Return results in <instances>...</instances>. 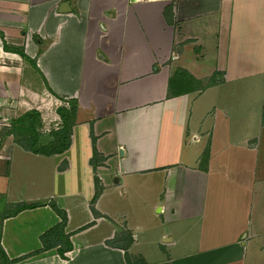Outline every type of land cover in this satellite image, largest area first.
Instances as JSON below:
<instances>
[{"label": "crops", "instance_id": "1", "mask_svg": "<svg viewBox=\"0 0 264 264\" xmlns=\"http://www.w3.org/2000/svg\"><path fill=\"white\" fill-rule=\"evenodd\" d=\"M0 32L10 261L264 264V0H0ZM64 100L78 104L66 152L3 145L20 116L36 111L42 126ZM34 159L52 163L46 193L28 171ZM132 199L153 205L159 235L128 213ZM19 204L36 207L15 214ZM54 205L73 249L33 255L62 222Z\"/></svg>", "mask_w": 264, "mask_h": 264}, {"label": "trees", "instance_id": "2", "mask_svg": "<svg viewBox=\"0 0 264 264\" xmlns=\"http://www.w3.org/2000/svg\"><path fill=\"white\" fill-rule=\"evenodd\" d=\"M4 49L6 52L18 54L23 60L35 65V62L25 54L23 49L10 47L5 41ZM64 102H66L69 107L58 109L57 112L62 120V127L58 131L51 132V137L53 140L50 143L46 145H39V134H37V132L38 127L41 126V115L36 111H32L20 116L13 123L9 133L15 134L17 143L25 150L34 154L44 156L63 154L70 148L73 131L72 127L74 125L72 122L74 118H76L78 111V104L75 100H64ZM70 118L73 120H70ZM98 186L99 185L97 184L95 199H97L100 195V188ZM34 207L36 206L19 204L16 206L15 214ZM53 207L62 218V222L56 228L50 230L42 236L41 241L44 247L33 255H40L45 251L52 249L53 247L61 246V249H59V254L62 258H65V255L73 249L69 237L65 235L67 215L64 211L59 210L55 205ZM17 262L18 261H10L4 249L0 246V264H15Z\"/></svg>", "mask_w": 264, "mask_h": 264}, {"label": "rangeland", "instance_id": "3", "mask_svg": "<svg viewBox=\"0 0 264 264\" xmlns=\"http://www.w3.org/2000/svg\"><path fill=\"white\" fill-rule=\"evenodd\" d=\"M0 37L3 39L5 38V35L0 32ZM36 43H38V45L41 44V39L37 38V36L34 37ZM40 43V44H39ZM242 57V56H241ZM243 58V57H242ZM56 112L53 108H50L49 110H45L44 113H45V118L46 121H47V124H43L42 126L38 127V132L37 134H39V145H44L46 144L48 141L51 140L50 138V134L51 132L53 131V128H54V125H50L52 124V120H54L53 118H55V115H56ZM58 114V113H57ZM72 118H70L71 120ZM73 120V119H72ZM71 122V121H69ZM77 122V118H74L73 120V124H75ZM17 138H9L7 139L6 141H3V145L4 146H7V145H10L12 143H15L14 141H16ZM24 157L23 156H16V161L18 162V164L20 165V162L22 160H25L27 161L28 159H23ZM36 163H34L32 165V168H31V165L30 166H27L29 168L28 171L30 172H33V175H30L32 177L33 180H35V182L37 183H41L43 184L44 186V193L48 192L49 190V185L53 184V182H55L54 180V172H53V169L51 168V162L46 164V165H42L40 163V160H36ZM29 161V160H28ZM30 163V162H27V164ZM26 166V165H25ZM44 176V177H43ZM40 184V185H41ZM47 185V186H46ZM42 187V186H41ZM40 186L35 188V191H42L43 189L41 188ZM52 188V186L50 187V189ZM154 194L153 193V197H154ZM0 200L2 201L1 197H0ZM132 202L134 203V205L132 204V210H128L130 212H128L131 216L135 217V222L138 224V223H141L142 226L147 229L148 231V237L149 238H153L155 235H159L158 233L160 232V220L157 219L156 217V214L154 212H152V209L150 207H153V205L149 202H145V201H142L141 199H132ZM1 207V205H0ZM125 205L122 204L121 205V208H123L124 210L125 209ZM10 210V207H6L3 205V210L1 211L2 213H5L6 211H9ZM160 228V229H159Z\"/></svg>", "mask_w": 264, "mask_h": 264}, {"label": "water", "instance_id": "4", "mask_svg": "<svg viewBox=\"0 0 264 264\" xmlns=\"http://www.w3.org/2000/svg\"><path fill=\"white\" fill-rule=\"evenodd\" d=\"M66 7H67V5H65L63 9H65ZM63 13H66V12L63 10Z\"/></svg>", "mask_w": 264, "mask_h": 264}]
</instances>
